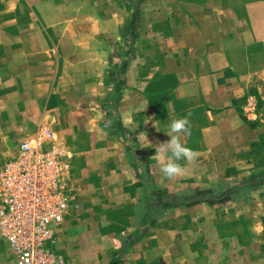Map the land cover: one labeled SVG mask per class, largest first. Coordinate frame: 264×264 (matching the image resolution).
I'll use <instances>...</instances> for the list:
<instances>
[{"label":"rangeland","instance_id":"rangeland-1","mask_svg":"<svg viewBox=\"0 0 264 264\" xmlns=\"http://www.w3.org/2000/svg\"><path fill=\"white\" fill-rule=\"evenodd\" d=\"M77 3L81 29L61 15ZM91 7L124 20L117 42L98 34L99 54ZM177 87L203 92V103L222 97L216 89L241 95L240 125L224 129L197 174L167 180L118 108L126 96L133 104L124 92L176 98ZM93 129L111 133V147L94 144ZM38 134L66 150L68 211L46 243L65 264L136 254L137 264H264V0H0V170ZM0 264H17L1 236Z\"/></svg>","mask_w":264,"mask_h":264},{"label":"crops","instance_id":"crops-1","mask_svg":"<svg viewBox=\"0 0 264 264\" xmlns=\"http://www.w3.org/2000/svg\"><path fill=\"white\" fill-rule=\"evenodd\" d=\"M207 8L208 7H205L203 9ZM101 9L95 10V8L91 7V9L88 10V14L91 17H89V21H87V24L89 25L87 29V36L89 35L94 39L88 38L92 43L91 48L96 54H99L98 50L100 47V43L96 39L98 34H104L106 37H108V40L117 42L119 40L118 31L120 28V23L124 21L122 16L117 17L118 13L113 14L109 12L111 9L110 7H104L102 9L103 13L98 12ZM247 9L248 23L253 25V23L256 21L255 7L248 5ZM65 12L61 13V15H70L71 20L69 26L73 27L74 29H81L78 26L80 23H82L80 20H83V15L82 11L80 10L79 3L73 6L72 10H66ZM236 12L239 13L238 11L233 10L231 11V14ZM68 17L69 16L65 18ZM79 17L82 19H79ZM243 78L245 81V86H247L251 82V78L250 76ZM215 91H217L216 94H219L222 97L212 100L211 103L201 102L200 95L203 92L200 94L199 90L194 88H175L172 93L174 96H176V98H172V96H167V98L157 96L151 99H145L144 95H142L140 92L135 91L130 94H126V92H124L125 95H130L131 102H133V104H131V107L127 105L125 102L127 98L126 96L125 100L122 101V103L119 105L120 107L118 108L120 121L122 126H127V128L133 132L138 150L140 152H146L147 159L152 160L154 163L157 162L152 159V157L155 155V146L158 142L162 143L170 139V137L167 136V131L171 120L184 117L190 113L191 115L189 118L191 121V135L184 137V143L186 146L199 153L198 159L205 157L216 158V153L222 149L221 145L224 141L222 136L224 129L227 127L230 128L233 125H240V118L237 114L235 103L241 95L234 94L231 96L232 94L225 92L224 88H222L221 91L219 89H216ZM205 94H207V92ZM192 95L194 97H191ZM91 113L92 114L88 117L94 116V122L97 123L98 119H96V112L91 110ZM94 122L93 126L98 127L96 124H94ZM90 137L93 139L92 141L94 144H102L105 149L107 148V143L109 148L111 147L110 144H112L114 141L112 134L110 133L109 135L106 133V131L99 133V130L95 132L93 129L91 131ZM148 142L151 144V147H145L148 145ZM197 160L194 164L186 166L184 175H194L198 173L197 169H200L201 165H197ZM181 163L184 164L183 161H181ZM132 223V218L128 217L127 226L131 231L123 232L126 236L133 233L132 229H134V227ZM135 229L137 230V228ZM200 249H202V246H199V250ZM120 251L122 253L123 247L122 249L120 248ZM178 252L179 249H177L176 254H179ZM181 252L182 254L186 253L184 250ZM187 253L190 254L189 252ZM141 256L142 255L140 254H136V257L129 260V263L125 264L140 263L139 259ZM183 264H190V262L185 261L184 259Z\"/></svg>","mask_w":264,"mask_h":264},{"label":"built area","instance_id":"built-area-1","mask_svg":"<svg viewBox=\"0 0 264 264\" xmlns=\"http://www.w3.org/2000/svg\"><path fill=\"white\" fill-rule=\"evenodd\" d=\"M65 158V148L38 134L0 170V236L17 264H65L46 246L68 211Z\"/></svg>","mask_w":264,"mask_h":264},{"label":"clouds","instance_id":"clouds-1","mask_svg":"<svg viewBox=\"0 0 264 264\" xmlns=\"http://www.w3.org/2000/svg\"><path fill=\"white\" fill-rule=\"evenodd\" d=\"M190 115L189 113L171 120L167 131L170 139L162 143L158 142L155 146V155L152 159L158 162L162 176L167 180H174L184 175L186 166L194 164L198 159L199 153L184 143V137L191 135ZM111 124L112 121H105L104 128H110ZM145 147H151V144L148 142Z\"/></svg>","mask_w":264,"mask_h":264},{"label":"trees","instance_id":"trees-1","mask_svg":"<svg viewBox=\"0 0 264 264\" xmlns=\"http://www.w3.org/2000/svg\"><path fill=\"white\" fill-rule=\"evenodd\" d=\"M240 199H241V198H240ZM177 204H178V203H177ZM177 204H176V205H177ZM172 205H174V204H172Z\"/></svg>","mask_w":264,"mask_h":264}]
</instances>
